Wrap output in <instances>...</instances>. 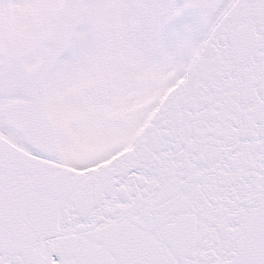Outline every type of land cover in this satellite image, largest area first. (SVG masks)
<instances>
[{
    "label": "snow or ice",
    "instance_id": "1",
    "mask_svg": "<svg viewBox=\"0 0 264 264\" xmlns=\"http://www.w3.org/2000/svg\"><path fill=\"white\" fill-rule=\"evenodd\" d=\"M0 264H264V0H0Z\"/></svg>",
    "mask_w": 264,
    "mask_h": 264
}]
</instances>
